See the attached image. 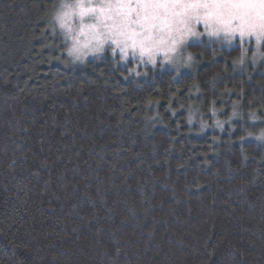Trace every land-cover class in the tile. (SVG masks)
I'll use <instances>...</instances> for the list:
<instances>
[{"label":"trees","instance_id":"1","mask_svg":"<svg viewBox=\"0 0 264 264\" xmlns=\"http://www.w3.org/2000/svg\"><path fill=\"white\" fill-rule=\"evenodd\" d=\"M50 7L0 0V264H264V150L240 144L243 122L194 134L165 100L163 123L146 122L143 89L110 64L59 62ZM171 75L145 92L194 74ZM262 76L227 86L250 93Z\"/></svg>","mask_w":264,"mask_h":264},{"label":"clouds","instance_id":"2","mask_svg":"<svg viewBox=\"0 0 264 264\" xmlns=\"http://www.w3.org/2000/svg\"><path fill=\"white\" fill-rule=\"evenodd\" d=\"M50 2L43 20L50 34L48 46L57 50L65 68L86 67L90 60L110 64L109 72L143 89L146 122L163 123L160 105L165 100L167 112L173 118L183 112L182 122L194 134L223 136L241 121L240 144L252 139L264 150V76L255 79L250 93L227 86L234 73L247 79L264 73V4L254 5L251 14H237L232 6L211 0ZM219 57L223 62L199 79L200 65ZM169 69L172 85L185 69L194 75L183 89L168 88L161 95L145 92L147 81ZM241 156L247 161L243 150Z\"/></svg>","mask_w":264,"mask_h":264},{"label":"snow or ice","instance_id":"3","mask_svg":"<svg viewBox=\"0 0 264 264\" xmlns=\"http://www.w3.org/2000/svg\"><path fill=\"white\" fill-rule=\"evenodd\" d=\"M212 3L230 5L231 11L237 14H251L255 11L254 5L264 4V0H211Z\"/></svg>","mask_w":264,"mask_h":264},{"label":"rangeland","instance_id":"4","mask_svg":"<svg viewBox=\"0 0 264 264\" xmlns=\"http://www.w3.org/2000/svg\"><path fill=\"white\" fill-rule=\"evenodd\" d=\"M169 70H171V69H169ZM183 72H190V70L185 69Z\"/></svg>","mask_w":264,"mask_h":264}]
</instances>
